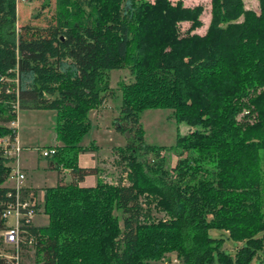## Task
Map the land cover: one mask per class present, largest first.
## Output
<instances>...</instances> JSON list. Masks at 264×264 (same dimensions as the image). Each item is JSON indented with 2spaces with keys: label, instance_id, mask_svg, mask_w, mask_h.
Instances as JSON below:
<instances>
[{
  "label": "trees",
  "instance_id": "trees-1",
  "mask_svg": "<svg viewBox=\"0 0 264 264\" xmlns=\"http://www.w3.org/2000/svg\"><path fill=\"white\" fill-rule=\"evenodd\" d=\"M57 1L54 18L18 26L15 0H0V136L15 135L2 123L14 118L16 104L55 111L63 144L49 163L71 176L45 188L38 204L49 221L30 226L37 262L149 264L173 249L180 264H208L215 255L222 264H251L258 250L264 263V0L258 11L244 0H210L203 33L196 32L199 6ZM179 22L189 23L186 31ZM122 68L133 81L120 85L115 127L133 138L117 149L129 182L81 187L100 169L79 166L88 149L77 144L89 130L88 113L107 97L104 75ZM161 107L190 126L177 136L173 167L143 142L140 111ZM10 160L0 156V211L15 196L4 185ZM154 207L168 219L155 222ZM214 229L238 243L234 258L222 250V236L210 235Z\"/></svg>",
  "mask_w": 264,
  "mask_h": 264
},
{
  "label": "rangeland",
  "instance_id": "rangeland-1",
  "mask_svg": "<svg viewBox=\"0 0 264 264\" xmlns=\"http://www.w3.org/2000/svg\"><path fill=\"white\" fill-rule=\"evenodd\" d=\"M145 1L154 2L155 0ZM168 1L171 5L180 4L183 8L199 6L201 8L200 18L203 23L202 26L196 30V32H204L210 18V0ZM57 2V0H21L18 2L15 0L17 9V25L20 26L27 21L43 24L47 19L54 18L57 12ZM244 2L245 7H252L258 11L257 0H244ZM188 27V22H179L178 24L180 32L186 31ZM104 77H106L108 80V91L106 92L108 93L107 97L102 105L88 113V119L90 123L89 130L81 137L77 145L88 149L84 152H79L82 154L81 164L87 165L88 163H91L92 159L95 165L100 169V174L96 177V182L101 180L102 183L113 186L117 184V181L120 178L124 183L129 182L128 173L130 170L129 168L124 170L126 165L125 160H122V156L117 149L125 148L128 144L134 145V142L132 136L129 133H119L116 131L115 126L117 122L119 123L117 117L119 116V106L121 100L120 85L121 83L133 81V76L129 73L127 68H122L107 72ZM12 107L13 106L10 108L11 111ZM22 113L24 114L21 118ZM34 113L35 114L33 116V114H30V111L23 112L22 109L15 108L16 115L14 118H12L8 123L2 124L7 125L9 128H15V133L18 136V133L24 130V128L21 127V123L25 125V119H29L31 116H33L31 121L36 123V127L31 129L27 128L25 130L26 132L24 133L28 136H31L30 144L33 148L31 150V154L34 153L32 154L34 161H38V167L36 168V171L39 174H44L45 171H49L46 166L48 160L43 157L39 158L38 155L40 154L38 149L48 146L55 148L61 146L63 143L57 139L54 128L56 123V112L52 110H42L36 111ZM20 119H22L21 123ZM140 127L143 132V142L145 144L157 147L160 150V156L165 159L167 165L169 167H173L179 157L180 151V148L176 145L177 136L188 133L190 126H188L183 121L176 120L172 108L161 107L142 109L140 111ZM24 133L22 134L25 135ZM21 145L23 146L22 143ZM151 151L146 154V158L150 161H152L154 158V152ZM90 153H94L92 157H90ZM65 169L67 168H65L63 164H59L56 168L57 172L61 174L62 178L64 177L63 182H68L69 175L67 172H65ZM52 174L55 175V172H52ZM24 183H26V176ZM45 188L47 187L42 188L43 195ZM145 196H147L148 199L151 197L149 194ZM37 197L38 203L43 204L44 198L39 199V196ZM113 214L120 216V211L115 209ZM152 216L154 221L157 223L166 221L168 219V215L165 213V211L156 207L152 209ZM48 221V214L43 210V207H40L38 213L34 216L35 226L44 227L47 225ZM221 233L226 234L227 232L225 230L215 229L210 231V235L214 237H223L224 241L222 244V250L234 258L238 243L230 238H226V236ZM174 258H178L175 250H163L158 256L148 258L147 262L149 264H174ZM23 260L26 264H40L41 262H37L36 258V247L30 253L24 254ZM178 260L180 264L181 261L179 258ZM208 264L222 263H219L218 257L215 255L213 261ZM251 264H264L261 250H258L257 253L253 255Z\"/></svg>",
  "mask_w": 264,
  "mask_h": 264
},
{
  "label": "built area",
  "instance_id": "built-area-1",
  "mask_svg": "<svg viewBox=\"0 0 264 264\" xmlns=\"http://www.w3.org/2000/svg\"><path fill=\"white\" fill-rule=\"evenodd\" d=\"M15 108L19 109L17 104ZM22 150L23 146L16 133L14 136H0V156L13 159ZM38 151L41 157L52 158L56 149L45 147ZM7 180L12 183L15 196L0 211V264H26L24 254L36 247V238L30 226H35L34 216L39 211L40 203L34 189L25 186V174L19 168H11ZM173 262L179 264L178 258H174Z\"/></svg>",
  "mask_w": 264,
  "mask_h": 264
},
{
  "label": "crops",
  "instance_id": "crops-1",
  "mask_svg": "<svg viewBox=\"0 0 264 264\" xmlns=\"http://www.w3.org/2000/svg\"><path fill=\"white\" fill-rule=\"evenodd\" d=\"M25 111H30V114H33V116H34V114H35L34 112L42 111V110H37V109L23 110V112H25ZM23 114L24 113H22L21 118H22ZM33 116H31V118H33ZM31 118L25 119V123H26L25 125L21 123L22 119H20L21 127H23L24 130L22 132L18 133L19 134L18 137H19V140L21 141V143L23 144V147H25V148H23V150L21 151L19 156L10 160L9 166L11 168H19L26 176L25 186L35 189L37 191V195L39 196V199H43L44 195H43L42 188L55 186V185H57V182L59 180L64 181V177L62 178L61 174L59 172H57V170L55 168H52V166L49 163L51 158H46L48 160L46 163V166H47L49 171H45L44 174L37 173L36 168L38 167V161H36V160L34 161V158L32 156V154H34V153L31 154V150L33 149L31 144H30L31 143V136L30 135L28 136L24 133V132H26L25 130L27 128L31 129V128L36 127V123L32 122ZM22 133H24L26 136L23 135ZM93 154L94 153H90V157H92ZM38 156H39V158H41L40 155H38ZM81 159H82V154L79 153L78 157H77L79 166H89V167L96 166L94 161H92L91 158H90L91 163H88L87 165H82ZM52 172H55V175H53ZM65 172H67V174L69 175L68 178L70 180L71 176H70L69 170L65 169ZM96 177H97V175L86 176L83 181L79 182V186H81V187L94 186L95 182H96ZM8 182L9 181L6 178V182H4V185L11 187L12 183L9 182L11 184L10 185Z\"/></svg>",
  "mask_w": 264,
  "mask_h": 264
}]
</instances>
